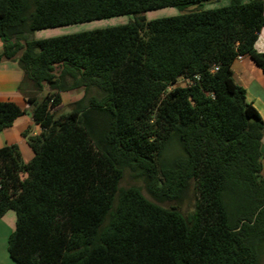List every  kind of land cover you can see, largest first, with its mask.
Wrapping results in <instances>:
<instances>
[{
    "label": "trees",
    "instance_id": "16d2710c",
    "mask_svg": "<svg viewBox=\"0 0 264 264\" xmlns=\"http://www.w3.org/2000/svg\"><path fill=\"white\" fill-rule=\"evenodd\" d=\"M221 1L0 0L2 58L17 60L25 87L47 91L27 99L40 128L24 133L33 158L0 149V218L16 214L13 262L261 264L264 120L232 67L249 57L264 72V3L203 8ZM125 15L134 20L29 38ZM75 91L71 111L57 115ZM25 114L0 102V132ZM125 176L142 185L121 187Z\"/></svg>",
    "mask_w": 264,
    "mask_h": 264
},
{
    "label": "crops",
    "instance_id": "0c3cea01",
    "mask_svg": "<svg viewBox=\"0 0 264 264\" xmlns=\"http://www.w3.org/2000/svg\"><path fill=\"white\" fill-rule=\"evenodd\" d=\"M245 2L259 0H244ZM264 3V0H260ZM259 52L264 53V28L259 35L256 44ZM3 47L0 41V102H14L24 110L30 106L27 99L30 97L42 98L41 94L32 92L23 84V71L17 60H7L2 58ZM234 78L238 84L246 89L248 103L253 104L259 111L264 120V72L249 57H242L235 61L232 67ZM46 94V93H45ZM26 114L19 118L12 127L0 132V149L6 146L17 145L20 149L22 158L28 163L33 158V152L28 146V136L36 135L40 128L34 120ZM262 150L264 153V137L262 139ZM264 175V159H263ZM16 228V214L8 211L0 218V264H16L8 254V238Z\"/></svg>",
    "mask_w": 264,
    "mask_h": 264
},
{
    "label": "rangeland",
    "instance_id": "374dc122",
    "mask_svg": "<svg viewBox=\"0 0 264 264\" xmlns=\"http://www.w3.org/2000/svg\"><path fill=\"white\" fill-rule=\"evenodd\" d=\"M229 3H230V0H222L221 2H218V3L209 2V3L204 4L203 8L206 10L220 8V7L228 5ZM196 8L197 6L188 7L185 10H180L179 8H175V7L164 8L160 10L147 12L146 14H144V17L146 21H152V20H157V19H162V18H167V17L178 16L186 12L194 11L196 10ZM133 20H134V17L130 15L118 16V17L101 19V20H94L91 22H86V23H81V24H74L70 26H64V27H59V28H54V29L38 31L33 34H30L29 38L35 39V40H43L47 38L60 37V36H65V35H70V34H76V33L96 30V29H104V28L124 25ZM185 84H186L185 81H180L176 86L180 87V86H184ZM42 95L44 96L45 93H42L41 96ZM81 95L82 94L80 91L63 94L62 95L63 105L56 110L57 115L69 113L72 108L71 104L74 101L78 100L81 97ZM25 111L28 114L27 116L31 117L33 106H30ZM133 185L141 186L142 184L140 182L134 181L129 176H125L124 180L121 183V187H130ZM194 206H195V193L192 189L190 193L188 194L184 203L180 205V209L182 210L184 214H188L193 211ZM261 264H264V255H263Z\"/></svg>",
    "mask_w": 264,
    "mask_h": 264
},
{
    "label": "built area",
    "instance_id": "2783aa9c",
    "mask_svg": "<svg viewBox=\"0 0 264 264\" xmlns=\"http://www.w3.org/2000/svg\"><path fill=\"white\" fill-rule=\"evenodd\" d=\"M238 59H242V57H239ZM218 70V67H214V71Z\"/></svg>",
    "mask_w": 264,
    "mask_h": 264
}]
</instances>
